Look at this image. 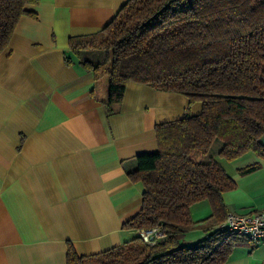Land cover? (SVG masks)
<instances>
[{
    "label": "crops",
    "instance_id": "1",
    "mask_svg": "<svg viewBox=\"0 0 264 264\" xmlns=\"http://www.w3.org/2000/svg\"><path fill=\"white\" fill-rule=\"evenodd\" d=\"M125 1L38 0L28 6L37 17L22 16L0 53V264H66L68 244L88 255L138 234L123 226L143 192L127 172L136 155L157 149V123L200 111L199 101L133 81L117 114L92 97L93 74L81 61H102L104 52L72 54L68 39L99 31ZM213 143L236 184L222 194L225 211L264 209V158L249 151L228 160ZM256 161L257 169L239 172ZM200 212L211 215L208 200L190 206L192 220ZM222 224L208 218L184 242ZM222 264H264V243L237 246Z\"/></svg>",
    "mask_w": 264,
    "mask_h": 264
},
{
    "label": "trees",
    "instance_id": "2",
    "mask_svg": "<svg viewBox=\"0 0 264 264\" xmlns=\"http://www.w3.org/2000/svg\"><path fill=\"white\" fill-rule=\"evenodd\" d=\"M37 1L0 0V53L22 16L37 17L28 8ZM68 46L75 55L103 50L102 61L81 64L108 116L120 112L130 81L183 94L201 108L157 123V149L136 155L127 172L143 192L139 211L123 226L162 225L167 237L147 244L136 234L88 255L68 244L66 264H222L235 247L250 244L220 227L193 245L183 236L197 224L192 204L208 200L212 212L202 220L222 222V194L236 186L214 159L213 142L228 160L249 151L264 158V0H126L99 31L71 36ZM258 167L256 161L239 172Z\"/></svg>",
    "mask_w": 264,
    "mask_h": 264
},
{
    "label": "built area",
    "instance_id": "3",
    "mask_svg": "<svg viewBox=\"0 0 264 264\" xmlns=\"http://www.w3.org/2000/svg\"><path fill=\"white\" fill-rule=\"evenodd\" d=\"M220 227L246 237L253 244L264 243V209L242 214L227 211ZM137 231L142 241L147 244H154L167 237L162 225Z\"/></svg>",
    "mask_w": 264,
    "mask_h": 264
},
{
    "label": "rangeland",
    "instance_id": "4",
    "mask_svg": "<svg viewBox=\"0 0 264 264\" xmlns=\"http://www.w3.org/2000/svg\"><path fill=\"white\" fill-rule=\"evenodd\" d=\"M211 150H213V148H212ZM198 215H200V216H198V217H200L201 219H202V218L204 219V218L206 217V214H203L202 212H200ZM196 217H197L196 214H194V215H193V220H194V222H196L197 224H202V223L204 222L203 220H202V221L200 220V221L197 222L196 220H197V219H200V218H196ZM197 224H196V225H197ZM196 225H193V226H196ZM185 234H188L187 231H185L184 236H183V239H185L186 236H187V239H190V240H191V236H193V234H191V233L188 234V235H185ZM188 237H189V238H188ZM190 240H189V241H190ZM193 243H195V242H193Z\"/></svg>",
    "mask_w": 264,
    "mask_h": 264
}]
</instances>
